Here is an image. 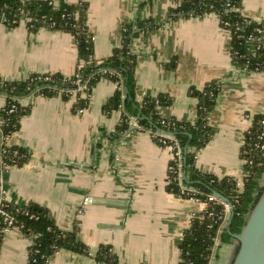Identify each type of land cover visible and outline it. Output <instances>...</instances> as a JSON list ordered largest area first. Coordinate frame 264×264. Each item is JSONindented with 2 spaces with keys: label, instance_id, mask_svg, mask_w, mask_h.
I'll use <instances>...</instances> for the list:
<instances>
[{
  "label": "crops",
  "instance_id": "1",
  "mask_svg": "<svg viewBox=\"0 0 264 264\" xmlns=\"http://www.w3.org/2000/svg\"><path fill=\"white\" fill-rule=\"evenodd\" d=\"M52 1L88 4L98 61L121 44L124 24L146 18L159 24L137 35L132 50L138 56V99L171 98L159 107L163 117L194 121L198 99L190 89L218 80L221 89L210 116L216 132L199 151L196 167L242 183L246 170L240 150L254 115L264 113V72H247L236 65L230 32L220 25L217 14L170 19L173 0ZM241 10L264 28V0H242ZM78 59L70 32L47 27L32 31L23 21L8 27L0 19V78L71 76ZM117 87L108 78L95 83L83 113L75 109L76 97L34 95L22 100L30 111L8 144L28 150L30 157L4 171L6 197L13 203L46 207L62 230H77L78 239L90 250L86 254L60 249L48 264H102L95 258L102 245L113 247L119 264H180L184 232L192 218L207 209L206 202L168 189L171 146L159 144L150 131L134 130L132 123L125 134L113 136L123 109L105 113L104 106ZM6 101L0 93V110ZM86 197L92 201L84 203ZM31 243L27 233L10 229L0 245V264H27ZM222 243L218 237L216 246ZM227 245L222 264L231 261L236 240ZM213 259L211 264H217V257Z\"/></svg>",
  "mask_w": 264,
  "mask_h": 264
},
{
  "label": "trees",
  "instance_id": "2",
  "mask_svg": "<svg viewBox=\"0 0 264 264\" xmlns=\"http://www.w3.org/2000/svg\"><path fill=\"white\" fill-rule=\"evenodd\" d=\"M151 1V0H150ZM174 6L169 9L170 19L203 16L215 13L219 16L220 25L230 31V52L236 65L248 67L250 70H264V28L257 21L244 15L241 10L242 0H173ZM88 4H76L61 1L55 4L52 0H0V19L8 27H16L27 18V27L36 31L40 27L70 32L78 46V58L85 65L81 70L84 81L88 80L87 94L95 83L108 78L118 84L114 94L104 106V112L118 108L123 109L122 119L114 137H120L131 128V119H137L138 126L134 130L153 133L154 139L163 146L175 142L162 138L161 133H172L183 153L182 171L185 174L183 184L196 192L182 193L178 178L177 160L170 161L168 169V189L175 194L207 203V209L192 218L190 226L185 230L182 239L180 264H211L216 246V238L223 242L233 238L232 233H241L246 217L261 189L264 177V113L255 114L245 142L240 150L244 160L246 174L239 184L233 177H218L200 171L196 167L198 152L213 138L216 130L210 124V116L214 110L219 91L218 80H212L201 89L192 87L190 92L198 99L196 118L194 121H179L163 117L159 107L170 103L167 95L146 96L138 99L136 81V65L138 56L132 50V42L140 33H147L159 27L153 18L139 20L135 24L127 23L122 27L121 44L114 48L108 58L98 61L94 57V42L88 26ZM262 30V32H260ZM253 35L252 39L249 37ZM259 47V48H258ZM173 66V65H172ZM107 70V73H103ZM110 71H113L111 73ZM73 76L61 73L32 74L22 80H5L0 78V93L7 97L6 105L0 110V118L5 124L0 130L5 136H12L19 130L21 118L30 111L29 106L19 102L28 95L47 97L61 95L69 100L66 92L75 87ZM63 90V93L60 91ZM88 97L78 94L75 109L86 107ZM15 110L10 112L12 106ZM166 140V144L163 143ZM1 147V146H0ZM178 148L175 147V151ZM15 151L18 154H15ZM30 157L28 150L11 145L3 153L4 161L9 165H22ZM215 192L223 195L234 207V217L230 230L223 228L226 219L225 206L211 201L209 194ZM9 211L15 216L17 223L23 224L22 231L32 239L27 264H48L50 257L60 249H68L90 254L88 246L77 237V230H62L55 222L50 211L37 203H10ZM5 226L0 216V245L3 241ZM95 258L102 264H119L118 255L110 245H102Z\"/></svg>",
  "mask_w": 264,
  "mask_h": 264
},
{
  "label": "built area",
  "instance_id": "3",
  "mask_svg": "<svg viewBox=\"0 0 264 264\" xmlns=\"http://www.w3.org/2000/svg\"><path fill=\"white\" fill-rule=\"evenodd\" d=\"M23 22L26 23L27 22V18H25V20H23ZM260 32H262V30ZM252 38H253V35H251L249 37V39H252ZM92 40H94L93 36H92ZM84 65H85L84 61L78 59V64L76 66V70H75L74 74L71 75V76L74 77L73 83L75 84V87L73 89H71V90H67L66 91L70 95V98L76 97V99H77V95L78 94L82 95L85 98L87 97L88 80L84 81L83 78H82V74H81V70L84 67ZM242 69L247 71V72H253V71H255V72H264V70L263 71L250 70V69H248V67H243ZM110 72L113 73V71H110ZM103 73H107V70H103ZM60 93H63V90H61ZM34 95L35 94H31V95H28V96H26L24 98H21L19 100V102L21 103V105H23L22 104V100H24L25 98L29 99V98L33 97ZM6 99H7V97H6ZM23 106H25V105H23ZM15 107L16 106L13 105L12 108L10 109V112H13L15 110ZM84 110H85V107L77 108V112L78 113H83ZM131 123L133 124L134 127L138 126L137 119L135 117H133L131 119ZM4 124H5L4 119L0 118V130H1V128H2V126ZM1 132H2V130H1ZM154 136H157V134H155ZM10 137L9 136H5L4 134H1V142H0V146H1L0 147V216H2V218L4 220V223H5V226H4L3 230H2L4 235L6 234V232H8L12 228H18V229L22 230V228L24 227L23 224L17 223L15 216L9 211L8 207H9V204L12 203V202L6 197V191L3 188V173L9 167V165L3 159V153H5L6 149L9 146H11L10 144H8V141H9ZM161 137L162 138H166V139H170V140L175 142L173 145H169V146H171L173 148V151H174L173 157H172V161L177 160V164H178V167H179L178 178H179V181H180L182 193L196 192L193 188H188L185 184H183V181L185 179V174L182 171L183 153H182V150L180 149V147L178 145V141L176 139H174L173 135H171L169 133H166V132L161 133ZM163 143L166 144V140H163ZM175 147L178 148L176 151H175ZM15 154H18V152L15 151ZM173 168H174V166H169L170 170H172ZM208 198L211 201H216L218 203L224 204L225 212H226V219L224 221V224H225V222L227 221V218H228L229 210H230L229 203L221 200L215 194H209ZM189 199L197 200V198H195V196H191ZM91 201H92L91 197H86L84 199V203H86V204L90 203ZM217 240H218V237L216 238V242H217ZM31 244H33V239H32V243Z\"/></svg>",
  "mask_w": 264,
  "mask_h": 264
},
{
  "label": "water",
  "instance_id": "4",
  "mask_svg": "<svg viewBox=\"0 0 264 264\" xmlns=\"http://www.w3.org/2000/svg\"><path fill=\"white\" fill-rule=\"evenodd\" d=\"M134 127V126H133ZM173 135L172 133H169ZM215 195L221 200H228L218 192ZM227 221L223 228L230 230L234 217V207L231 203ZM236 240L235 250L229 264H264V186L257 192L245 225L239 234L232 233Z\"/></svg>",
  "mask_w": 264,
  "mask_h": 264
},
{
  "label": "rangeland",
  "instance_id": "5",
  "mask_svg": "<svg viewBox=\"0 0 264 264\" xmlns=\"http://www.w3.org/2000/svg\"><path fill=\"white\" fill-rule=\"evenodd\" d=\"M263 186H264V179H263ZM224 226V225H223ZM234 238H232L231 240L229 241H226L224 243H222L221 245H217L215 247V252H214V256L213 258L215 259V257H217L216 261H217V264H222V261L225 259V255H226V248H227V242H234ZM213 259V260H214Z\"/></svg>",
  "mask_w": 264,
  "mask_h": 264
}]
</instances>
